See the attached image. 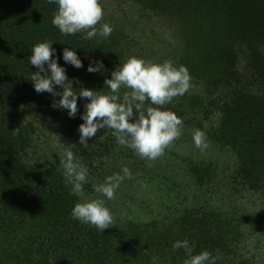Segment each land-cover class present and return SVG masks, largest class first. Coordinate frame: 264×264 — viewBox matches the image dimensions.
Here are the masks:
<instances>
[{
  "label": "trees",
  "instance_id": "16d2710c",
  "mask_svg": "<svg viewBox=\"0 0 264 264\" xmlns=\"http://www.w3.org/2000/svg\"><path fill=\"white\" fill-rule=\"evenodd\" d=\"M130 1L167 20L173 37L140 41L122 28L107 38L65 36L52 24L56 4L0 0V264H184L189 254L173 249L184 240L215 264H264V0ZM43 41L77 92L107 93L105 79L132 56L185 66L192 87L164 106L183 119L181 138L151 165L108 128L82 147L78 126L89 101L78 97L70 118L59 95L38 94L30 81L31 50ZM65 47L82 68L64 62ZM95 61L104 68L89 73ZM196 129L208 138L203 151L193 143ZM42 133L52 137L48 145ZM48 146L49 154L34 156ZM65 150L88 168L85 195L105 200L113 227L100 232L71 216L80 198L63 174ZM124 167L139 178L125 179L113 200L95 193Z\"/></svg>",
  "mask_w": 264,
  "mask_h": 264
},
{
  "label": "clouds",
  "instance_id": "9594fccd",
  "mask_svg": "<svg viewBox=\"0 0 264 264\" xmlns=\"http://www.w3.org/2000/svg\"><path fill=\"white\" fill-rule=\"evenodd\" d=\"M56 4L52 24L62 35H75L84 32L86 40L99 35L107 38L113 32L108 23L101 24L104 17L100 0H47ZM99 25V28L97 27ZM56 50L51 41L35 44L31 50L29 62L37 71L32 73L30 81L36 93H50L60 96L58 107L66 109L70 118H75L78 111L77 98L89 102L84 105L81 116L83 123L78 126L79 144L88 147V139L97 135L101 129H111L117 143L134 151L141 159L155 162L166 150H170L183 133V119L173 111L164 109L174 98L183 96L192 87V77L188 69L176 66L171 60L157 63L136 56L129 57L122 65L111 72V78L105 79L107 93L88 88H73L66 69L61 67L55 57ZM62 58L66 64L79 69L82 61L76 51L65 47ZM47 65V68H45ZM102 62L90 63L89 73L100 72ZM43 73V75H42ZM75 79V78H73ZM77 84L80 81L75 80ZM57 86L62 92H57ZM122 89L123 91L122 94ZM146 102L150 105L145 108ZM13 136L19 129L11 131ZM193 143L201 151L208 148V138L202 130L193 132ZM64 159L60 161L64 177L71 185V192L80 198L71 210L73 219L94 226L100 232L115 224L114 214L101 198H90L85 195L84 184L88 182L89 170L71 150H65ZM128 167L122 168V174L116 173L105 178L101 184L94 185L95 193L107 200L116 198V191L125 179H131ZM183 248L189 254L184 264H215V258L208 251L192 255V248L187 240L176 241L173 249Z\"/></svg>",
  "mask_w": 264,
  "mask_h": 264
},
{
  "label": "rangeland",
  "instance_id": "374dc122",
  "mask_svg": "<svg viewBox=\"0 0 264 264\" xmlns=\"http://www.w3.org/2000/svg\"><path fill=\"white\" fill-rule=\"evenodd\" d=\"M100 3L104 9V17L101 24L108 23L113 28H122L127 33L137 37L140 41L145 37L155 38V40L160 41L164 40V38L173 37L171 26L161 23L167 22V20L160 19L153 13L141 9V7L135 5L130 0H100ZM97 27L99 28V25ZM156 51L155 47L152 48L149 55L154 57L157 54ZM40 115L38 112L34 113V116L38 120L42 117ZM44 124L45 127H49L47 121ZM41 136L43 140L47 141L48 145L52 137L48 133H42ZM52 147L48 146L47 148L37 149V153L34 156L40 159L42 157L41 153L45 152V154H49ZM132 178H139V176L132 174Z\"/></svg>",
  "mask_w": 264,
  "mask_h": 264
}]
</instances>
